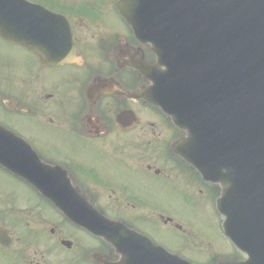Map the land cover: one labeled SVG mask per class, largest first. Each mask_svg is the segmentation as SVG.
Segmentation results:
<instances>
[{"label": "flooded vegetation", "instance_id": "flooded-vegetation-1", "mask_svg": "<svg viewBox=\"0 0 264 264\" xmlns=\"http://www.w3.org/2000/svg\"><path fill=\"white\" fill-rule=\"evenodd\" d=\"M27 1L65 18L73 48L69 60L45 65L0 38V154L31 150L61 171L56 177L70 178L106 217L155 243L161 244L163 227L185 234L169 204L181 201L187 211H200L217 191L173 153L182 131L159 108L133 99L151 85L147 70L142 75L135 66L157 77L158 58L121 15V0ZM142 109L147 115L138 114ZM130 111L137 116L119 122ZM80 153L107 165L102 170L85 165ZM185 243L182 239L176 247L183 251ZM116 260L110 245L70 222L32 184L0 165V264Z\"/></svg>", "mask_w": 264, "mask_h": 264}, {"label": "water", "instance_id": "water-1", "mask_svg": "<svg viewBox=\"0 0 264 264\" xmlns=\"http://www.w3.org/2000/svg\"><path fill=\"white\" fill-rule=\"evenodd\" d=\"M119 9L158 56L157 77L135 66L152 83L136 99L186 132L174 151L219 187L224 234L246 256L217 264H264V0H123ZM57 19L26 1L0 0V36L45 62L70 45ZM15 155L23 160L0 155V163L114 247L120 259L111 264H192L104 217L68 178L36 157L29 164L32 154Z\"/></svg>", "mask_w": 264, "mask_h": 264}, {"label": "rangeland", "instance_id": "rangeland-1", "mask_svg": "<svg viewBox=\"0 0 264 264\" xmlns=\"http://www.w3.org/2000/svg\"><path fill=\"white\" fill-rule=\"evenodd\" d=\"M18 57L19 59L24 58L21 53L18 54ZM132 109L136 111L137 107L132 106ZM144 111L142 109L138 114L147 115L146 111ZM65 152L67 153L68 149ZM79 157L85 165H93L100 170L107 165L105 162L91 155L88 156L80 153ZM161 201V206L163 209H166L168 204H166L167 202L164 197ZM186 205V203H182L181 201H175L169 204L174 217H176L175 224L180 227L185 233V236H181V231L177 234L171 228L163 227L160 233L161 236L159 237L160 243L166 245L171 251H177L179 250L176 247L177 241L180 242V239L185 237L184 239L187 243L184 245L186 249L183 252L185 255H189L190 259L193 257L195 261L203 262L202 264H206L210 257L220 256L219 254L231 255L233 253V246L223 233V217L217 210L215 202L211 200L200 211H198L199 208H195L194 212H191L190 207L187 211ZM171 238L173 243H171Z\"/></svg>", "mask_w": 264, "mask_h": 264}]
</instances>
